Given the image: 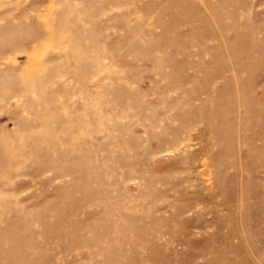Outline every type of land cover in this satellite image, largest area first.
Returning <instances> with one entry per match:
<instances>
[{"label":"rangeland","instance_id":"rangeland-1","mask_svg":"<svg viewBox=\"0 0 264 264\" xmlns=\"http://www.w3.org/2000/svg\"><path fill=\"white\" fill-rule=\"evenodd\" d=\"M0 264H264V0H0Z\"/></svg>","mask_w":264,"mask_h":264}]
</instances>
